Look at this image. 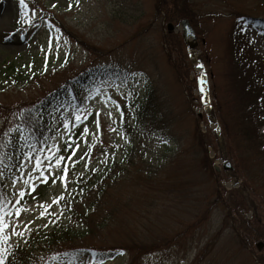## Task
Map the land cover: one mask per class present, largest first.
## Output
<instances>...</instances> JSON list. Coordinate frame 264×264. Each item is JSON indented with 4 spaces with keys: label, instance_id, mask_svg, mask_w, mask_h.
Returning <instances> with one entry per match:
<instances>
[{
    "label": "rangeland",
    "instance_id": "1",
    "mask_svg": "<svg viewBox=\"0 0 264 264\" xmlns=\"http://www.w3.org/2000/svg\"><path fill=\"white\" fill-rule=\"evenodd\" d=\"M160 1L24 0L21 5L20 0H0V144L17 131L19 112L82 71L113 66L126 73L125 81L83 85L78 103L56 104L49 116V142L27 148L10 168L12 174L1 179L0 196L7 204L3 215L9 224L3 235L9 239L0 241V249L26 246V237L39 229L82 231L81 215L90 207L84 226L95 223L100 228L74 246L94 248L98 256H80L72 264H264V157L252 160L232 139L239 131L235 97L239 100L241 90L229 52L239 16L264 18V2L186 0L201 34L187 50L193 71L181 81L171 50L173 40L181 38V27L167 21ZM244 35L253 55L264 59V34L246 25ZM194 77L197 89L190 91ZM147 92L151 103L143 122L133 105ZM74 113L81 115L80 122ZM259 120L258 134L264 135V114ZM222 123L229 135L223 134ZM85 126L89 131L81 136ZM52 146L65 159L61 168H45L47 182H42L32 170L34 157L43 160ZM226 162L230 169L223 168ZM63 165L66 184L58 179ZM233 191L242 196L244 207L238 206ZM61 194L63 199L53 204ZM14 208L22 209L19 216ZM254 220L261 224L250 227ZM13 227L24 235H12ZM250 230L262 239L254 241ZM45 240L40 236L32 247L35 256L48 251ZM102 258L108 259L99 262ZM57 260L49 257L41 264H65Z\"/></svg>",
    "mask_w": 264,
    "mask_h": 264
},
{
    "label": "trees",
    "instance_id": "2",
    "mask_svg": "<svg viewBox=\"0 0 264 264\" xmlns=\"http://www.w3.org/2000/svg\"><path fill=\"white\" fill-rule=\"evenodd\" d=\"M262 1L264 2V0ZM160 8V10L164 11L167 21H171L170 23L177 24L182 19H188L196 36L200 37L201 30H198L186 0H161ZM23 11L25 12V10ZM238 19L239 21L235 25L236 34L233 36L229 52L233 70L232 75L235 84L237 83V86L241 90L238 95L240 96L239 100H237V95L235 97V102H237L236 107H239L241 113L238 119L236 118L240 136L237 138L236 134L238 133H235L232 139L237 142V146L239 144L241 152L247 153L252 160L256 161L257 158L264 157V135L258 134L262 124L259 117L264 114V86H259L262 82L264 83V59L253 55L247 37L244 35V27L249 25L259 34H264V18L241 15ZM173 43L171 50L176 54V57L172 66L178 75L177 77L183 81L188 78L192 70L189 63L188 51L180 37L177 40H173ZM199 45L203 57L205 50L201 40ZM111 78L123 79L125 81L126 73L120 68L113 66L88 68L76 76L72 82L68 81L65 86L55 89L52 94L42 99L39 103L30 108H24L19 112L16 118L17 131L15 132L14 129L8 133V137L5 135L0 144V187L1 179H6L12 174L10 168L18 165L19 161L23 159L24 152L28 146H40L48 143L51 132L49 116L53 111V107H57L56 104L62 101L68 103L69 100L78 103V90L80 87L83 85L89 87L94 85L95 82L101 83ZM195 87H197V84L196 80L193 79L189 90L192 91ZM149 103H151V95L147 92L142 102L133 105L135 116L140 121L144 122L148 119ZM224 124L222 123L221 125L222 132L224 135H229L227 125L225 126ZM70 142L71 139L67 143L69 144ZM232 193L236 197L238 206L240 208L244 207L245 201L242 199V196L235 191ZM97 208L98 206L92 213L97 212ZM88 211H90V207L81 215L83 222L87 217ZM71 215L76 217L75 214L71 213ZM83 222L82 231L72 229L71 227L61 228L62 230L59 231L54 229L50 231L39 229L26 237L27 245L24 247L20 244L11 246L7 244L3 248V251L0 252V256L3 257V264H41L49 257H56L57 261H62L65 264H72L80 259V256L86 255L96 258L98 254H95L94 248H79L74 246L77 241L89 235L93 229L100 228L99 224L94 223L93 227L90 228L89 226H84ZM244 223L247 226L249 225L246 221ZM255 224L261 223L259 220H254L253 223H250V227H253ZM250 233L254 241L262 239L255 231L250 230ZM40 236L45 237L48 251H41V253L35 256L32 247L39 243ZM52 247H55L57 251L49 250ZM81 251L82 253L87 252V254H79ZM106 259L108 258H102L99 262Z\"/></svg>",
    "mask_w": 264,
    "mask_h": 264
},
{
    "label": "snow or ice",
    "instance_id": "3",
    "mask_svg": "<svg viewBox=\"0 0 264 264\" xmlns=\"http://www.w3.org/2000/svg\"><path fill=\"white\" fill-rule=\"evenodd\" d=\"M20 3L21 5L24 4V0H20ZM69 7H71V4L69 5ZM102 99H105L104 97H102ZM107 99H110V98H107ZM113 104H116V101H112ZM116 107H117V110H119V105L116 104ZM74 118H75V121L76 122H80L81 120V115L80 114H77V113H74ZM96 120H95V125H96V135L98 136L99 133H100V128H101V123H100V116H101V112L99 110L96 111ZM107 115L109 117H111L112 113L111 112H108ZM84 119H87V116H84ZM73 127H75L76 125H72ZM64 127L65 129L67 130L69 128V122L68 121H65L64 123ZM110 131L111 130H114V129H109ZM11 131V130H9ZM89 129L87 128V126L84 127V130L82 133H80L81 136H86L87 133H88ZM69 139H71V137H69ZM69 148H71L72 146L69 145L68 146ZM77 148L79 147V145L76 146ZM40 152H44L45 150L44 149H40L39 150ZM75 151H76V148H72V153L73 155L75 154ZM25 156L26 157H29L30 154L29 153H25ZM35 159V164H34V167H33V171L35 172H39L40 175L44 178L42 180V182H47V176L45 175L44 173V169L45 168H49V169H55V168H61L62 167V164L61 162L65 159V157L63 156H60L59 155V149L56 148L55 146H52L50 147L49 149H47V154L43 156V160L41 158L40 155H36L34 157ZM68 160H71L72 157L69 156L67 157ZM81 159H83V157H81ZM43 161H48L49 163L45 164ZM87 167V164L85 165ZM92 171H96V169H92ZM63 175H61L60 177H58V179L61 181L62 184H66L67 183V174H68V169H67V166L66 165H63ZM51 173H49L50 175ZM29 179H32L31 175L29 174ZM52 183H56V180L54 179L52 181ZM30 188L32 189V191H35V185L32 184L30 185ZM24 195V192H23V189L20 190V197L22 198ZM63 199V194H61L60 196L56 197L52 203L55 204V203H59L60 200ZM7 207V204H6V201L4 199L3 196H0V241H7L9 239V237L7 235H3L4 233V230L9 228V224L5 222V218H4V209ZM42 208H48V207H51V205H41ZM22 211V209L20 208H14V212H15V215L16 216H19L20 215V212ZM46 214V211L44 212H41V215H45ZM8 215H12V212H9ZM54 222V221H53ZM29 223H31V221H29ZM25 228H27V225H25ZM12 235H19V236H23L24 235V232L23 231H19L17 232L16 229L13 227L12 229ZM3 249H0V252H2ZM0 264H3V257L0 256Z\"/></svg>",
    "mask_w": 264,
    "mask_h": 264
},
{
    "label": "water",
    "instance_id": "4",
    "mask_svg": "<svg viewBox=\"0 0 264 264\" xmlns=\"http://www.w3.org/2000/svg\"><path fill=\"white\" fill-rule=\"evenodd\" d=\"M181 30H182V39L184 43L186 44L187 47H192V44L196 41V36L195 33L189 23L188 20L184 19L180 22ZM168 29H170V26H168ZM191 40V42L189 41ZM224 169L230 168L229 163H225L223 166ZM261 243H258L256 245V248L260 250L261 248Z\"/></svg>",
    "mask_w": 264,
    "mask_h": 264
}]
</instances>
